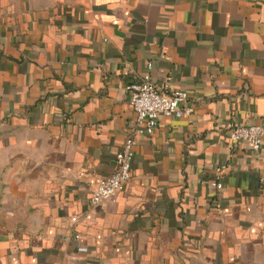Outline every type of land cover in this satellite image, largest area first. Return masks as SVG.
Segmentation results:
<instances>
[{"label":"crops","instance_id":"obj_1","mask_svg":"<svg viewBox=\"0 0 264 264\" xmlns=\"http://www.w3.org/2000/svg\"><path fill=\"white\" fill-rule=\"evenodd\" d=\"M146 77L192 113L94 206ZM263 123L264 0H0V264H264Z\"/></svg>","mask_w":264,"mask_h":264},{"label":"built area","instance_id":"obj_2","mask_svg":"<svg viewBox=\"0 0 264 264\" xmlns=\"http://www.w3.org/2000/svg\"><path fill=\"white\" fill-rule=\"evenodd\" d=\"M130 104L136 113V126L126 139L121 151L116 156L115 173L99 182L91 202L98 206L107 201H114L121 188L130 181L131 169L138 145L137 136L155 134L162 118H182L192 113L189 107L188 93L175 90L164 93L146 77L142 82L129 88ZM230 144L234 147L248 144L255 151L260 150L264 141V123L257 125H238L231 128L228 134ZM218 188H222L219 184ZM77 221L76 218L73 219Z\"/></svg>","mask_w":264,"mask_h":264}]
</instances>
